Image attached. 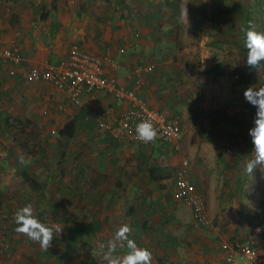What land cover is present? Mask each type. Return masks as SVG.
<instances>
[{
	"label": "rangeland",
	"instance_id": "374dc122",
	"mask_svg": "<svg viewBox=\"0 0 264 264\" xmlns=\"http://www.w3.org/2000/svg\"><path fill=\"white\" fill-rule=\"evenodd\" d=\"M108 1L117 8L115 15H123L130 22L142 20L144 14L151 15L152 8L159 6L153 20L160 25L171 23L169 30H176L171 39L165 36L167 41L158 48L155 58L174 55L173 63L182 74L181 80L172 87L176 100L170 106L173 114H178L175 116L180 118L184 130L179 148L161 143L148 147L127 145L133 152L147 149L142 164L146 167L149 163L155 173L165 175L166 180L157 184L130 159L129 166L124 167L127 169L123 178L120 175L107 184H80L78 173H59V167L52 174L37 172L30 163L16 166L10 162L11 156H4L11 153L7 145L3 146L5 149L0 147V200L6 208L0 214V224H6L11 233L10 252L0 258V264H105L107 241L124 223L131 225L130 238L138 246L151 245L152 264L184 263L200 250L195 251L192 236L203 234L193 227L191 210L172 201L173 182L183 159L188 160L192 176L200 172L209 176L202 175L204 182L194 180L207 200V212L215 227L222 230L224 224H232L239 229L247 227L252 234L258 212L264 216V172L257 168L253 177L244 174V166L252 158L249 129L253 126L256 109L243 95L250 86L264 85V70L257 73L246 65L244 46L249 22L257 31L264 32V0ZM63 2L0 0V10L18 9L17 18L23 19L26 14L34 21L44 22L56 20L58 6ZM83 4H80L82 9ZM126 4L130 5L128 11ZM166 5L169 12L164 9ZM27 10L29 13H25ZM46 14L47 19L42 20ZM184 81L190 84L185 92L180 89ZM219 81L223 82L220 87ZM15 125L18 126L16 131L7 128L8 135L18 139L19 146L26 145L28 152L24 158L29 161L30 153L40 148L36 133L28 131L21 123ZM87 145L94 147L95 139L81 146L85 149ZM69 147H76L75 143ZM99 153L105 154L103 150ZM199 168L201 171H195ZM88 176L94 178L95 173ZM34 178L44 182L41 190L33 183ZM237 184H240L238 189ZM28 204L41 222L63 228L47 251L15 230L17 225L11 212ZM93 220L100 222L101 228L82 238L84 224ZM200 247L203 250L205 246ZM126 251V248L118 249L116 255ZM61 254L64 256L58 262ZM203 254L201 251L202 257Z\"/></svg>",
	"mask_w": 264,
	"mask_h": 264
},
{
	"label": "crops",
	"instance_id": "0c3cea01",
	"mask_svg": "<svg viewBox=\"0 0 264 264\" xmlns=\"http://www.w3.org/2000/svg\"><path fill=\"white\" fill-rule=\"evenodd\" d=\"M81 2H84L83 9ZM125 6L128 11L130 5ZM114 7V4H110L108 0H93L91 4L88 0H69L68 3L64 0L61 6H58L56 20L49 19L44 22L34 21L26 14L23 19H19L15 14L18 9L13 12H7L9 8L7 11L0 10V47L9 44L12 38L17 39L20 47L19 61L0 59V147L5 149L3 146L7 145L11 153L4 156H11V163L13 161L16 166L21 165L17 160L26 156L28 152L26 145L19 146V143L8 135L10 131L18 129L16 123H21L28 131H34L32 133H36L35 136L39 141V150L29 155L30 164L37 172L55 174L59 167V173L71 171V173H78L77 180L80 184H107L120 175L123 178L127 169L124 167L129 166L131 159L133 163L139 165L142 172L151 175L157 184L166 180L165 175L161 176L155 172L157 177H153L152 166L149 163L146 167L142 164L143 158L147 157L144 154L147 149L133 152L127 147L130 143L140 147L158 143L139 145L128 137L117 138L98 129L100 114L108 110L111 115L118 116L131 108L130 101L118 99L108 92L97 91L83 93L80 104H75L67 92L53 84L42 80L28 81L24 78V73L31 67L43 68L48 64H58L68 58L72 49L77 46L95 56L112 57L114 65L106 63L104 70L115 75L119 83L129 89L136 85L133 68L143 60L154 67L152 71L143 73L140 77L142 85L139 93L148 99L152 107L158 108L171 117L178 115L173 114L174 111L170 109V106H173L176 100L172 87L175 86L176 81L178 83L181 80L182 74L177 68L178 65L173 63L174 55L155 58L158 48L163 47L167 41L165 36H170L169 39H171L172 34H176V30H169L172 27L171 23L160 25L153 20L157 16L154 13L159 12V10L156 12L159 6L151 7L154 13L144 14L142 20L134 22H130V19L123 15H115L117 8ZM167 7L168 5L164 9L166 10ZM59 12L63 14L60 15ZM25 13H29L28 10ZM75 13H81L82 16ZM45 19L47 14L42 20ZM166 29L169 32L165 34ZM184 82L180 87L183 92L190 86L188 82ZM221 84L223 82L219 81L218 87ZM218 95L223 96L220 93ZM9 127L12 128L10 131L7 129ZM90 139H95L96 147L87 145V148H82L81 145ZM74 143L76 147L70 148L69 146ZM101 150L105 154L99 153ZM196 170L201 171L200 168ZM89 173L90 175L95 173V177L90 179ZM194 175L193 178L199 182L205 181L202 175L209 177L202 172ZM228 175L231 174L228 173ZM36 179L41 181L39 178ZM41 183L44 182L41 181ZM239 186L240 184H237V189ZM5 210L3 206L0 214ZM193 227L203 234L199 237L192 234L191 238L193 244L196 243L195 251L200 249L199 253L189 257V260H185L184 263L178 264H221V262L228 264L224 242L232 243L239 240L236 238L241 235L251 234L247 227L239 229L232 224H224L222 230L215 227L214 223L210 230L196 226L194 222ZM263 236L264 234L260 238L264 245ZM202 245L205 246L203 250L200 247ZM144 247L150 249L151 245L146 244ZM201 251H204L203 257L200 255Z\"/></svg>",
	"mask_w": 264,
	"mask_h": 264
},
{
	"label": "built area",
	"instance_id": "2783aa9c",
	"mask_svg": "<svg viewBox=\"0 0 264 264\" xmlns=\"http://www.w3.org/2000/svg\"><path fill=\"white\" fill-rule=\"evenodd\" d=\"M20 47L17 39L12 38L9 44L0 47V59L9 61L20 60ZM106 63L114 65L110 56L99 57L85 50L74 47L68 58L58 64H48L45 67L34 66L24 73L28 81H46L55 87L64 90L75 104H80L83 93L104 91L113 94L118 99L131 102V108L126 112L113 116L106 111L98 116L100 131L107 132L117 138H130L139 145H151L162 143L179 148L184 130L178 116H169L158 108L152 107L146 97L139 93L143 73L152 71L153 65L143 60L133 68L136 76L135 87L125 88L115 75L104 70ZM151 118L157 131L158 138L153 142L144 143L136 139L135 127L141 120ZM173 198L192 211L194 224L210 230L213 227L212 220L207 212V200L199 192L196 180L190 173L189 162L183 159L181 166L175 175ZM4 203L0 200V211ZM13 214V215H12ZM14 216V212L11 213ZM252 234L245 239L227 243L226 261L229 264H264V245L261 236L264 233V216L262 213L256 216V226ZM10 232L5 225L0 229V258L10 252Z\"/></svg>",
	"mask_w": 264,
	"mask_h": 264
},
{
	"label": "clouds",
	"instance_id": "9594fccd",
	"mask_svg": "<svg viewBox=\"0 0 264 264\" xmlns=\"http://www.w3.org/2000/svg\"><path fill=\"white\" fill-rule=\"evenodd\" d=\"M244 46L247 49L246 65L256 71L264 70V32L257 31L249 22L246 30ZM245 100L255 109L253 126L249 129L253 145L252 158L244 166V174L253 177L254 170L259 168L264 172V85L250 86L243 93ZM136 139L149 143L158 138V131L151 118L141 120L135 127ZM21 166L30 161L20 157ZM16 232L37 243L42 250H49L53 240L60 236L63 228L56 224H45L34 214L31 204L25 205L14 213ZM132 227L124 223L115 231L113 237L107 241V251L104 253L105 264H152V253L148 248L137 245L130 238ZM126 248L123 255H116L118 249ZM229 264H231V258Z\"/></svg>",
	"mask_w": 264,
	"mask_h": 264
},
{
	"label": "trees",
	"instance_id": "16d2710c",
	"mask_svg": "<svg viewBox=\"0 0 264 264\" xmlns=\"http://www.w3.org/2000/svg\"><path fill=\"white\" fill-rule=\"evenodd\" d=\"M10 127H12V125H10ZM15 141H16V143H19V140L16 139V138H15ZM154 172H155L154 169H151L152 176L153 177H157V175ZM161 176H163V175H161ZM33 183L36 185V187L38 189H40V190L42 189V183H41L40 180L34 178L33 179ZM172 200L175 201L174 199H172ZM254 226H256V219L254 220L253 228H254ZM83 227H85V228H83L82 232L85 235H82V238L84 236L88 235V234L94 233L97 229H100L101 228V224H100V222L93 220V221H91V223H88V225L87 224H84ZM62 256H64V254H61V256L58 259V262L61 261Z\"/></svg>",
	"mask_w": 264,
	"mask_h": 264
}]
</instances>
